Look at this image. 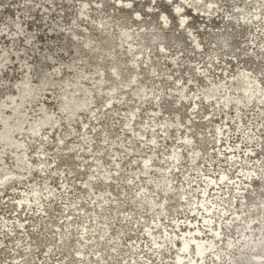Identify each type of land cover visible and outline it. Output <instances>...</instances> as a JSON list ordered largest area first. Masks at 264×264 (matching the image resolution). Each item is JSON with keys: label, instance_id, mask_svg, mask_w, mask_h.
Returning <instances> with one entry per match:
<instances>
[{"label": "rangeland", "instance_id": "obj_1", "mask_svg": "<svg viewBox=\"0 0 264 264\" xmlns=\"http://www.w3.org/2000/svg\"><path fill=\"white\" fill-rule=\"evenodd\" d=\"M122 1L128 2V5L131 4V9L128 12L124 11L122 7L120 9L115 7L114 3H118L117 0H107L109 7L105 6L103 14H99L98 9H95L98 6L97 0H90L87 5L89 20L79 19L74 22L73 17H76L75 14L77 15L82 0H0V54L3 53L0 57V100H2L0 111L5 113L10 110L8 102L11 101V98L5 96L14 94L16 83L19 82V88L15 101H21L22 95L26 94L27 84H30L35 87V91L29 98L36 102L30 107L27 100L21 101L20 109L22 112H26V115L23 116L25 118L27 116L30 121L50 117L52 122L59 121L60 126L62 125L59 127L61 130L58 133L44 128L38 141L32 140L27 143L25 162L31 165L33 173L20 175L17 187L13 186L0 191V264H89L93 259L97 264H172L178 249V239H176V243H171L164 241L165 238L162 239L161 236L166 231L175 234L186 229V224H189L186 219L190 214V202L200 199L201 190L205 184L204 179L207 176L216 178L222 171L227 172L231 183H222V186L226 185L225 188L208 189L206 197L209 199L208 202H214L212 213L215 211L218 213L221 208L229 207L230 210L223 217H231L229 221L232 223L227 222V218H219V214H215L213 224L218 226L222 224L224 227L222 238L216 247L221 251L222 259L215 258L214 261V254L211 253L206 258V264H229L230 257L238 256V246L241 243L239 242L236 248L230 250L227 249L228 245L225 243L228 239H238L241 233H249L252 238V236H256L258 233L259 236L263 232L258 224L263 218L262 210L264 209V110L261 111L256 107L255 98L246 105H242V110L238 109L237 111L232 107L233 105L229 108L221 107L222 101L212 104L205 99V94L208 93L210 84L220 82L225 86L220 88L222 91L219 98L226 90L234 91L231 87L232 83H227V81L231 78L234 79V75L239 71L247 72L252 80H257L260 86H263L264 90V2L262 7H259V2L256 0H252L246 5L243 0H218L214 4L217 8L216 15H211L210 19L206 21L202 16L193 15L190 9L183 7L182 12H186V19L190 26L183 29L177 24L178 17L172 13L173 6L169 5L166 0H156L157 5L152 9L148 7V0L142 2ZM179 1L183 2V0ZM206 1L208 0L201 2ZM195 2L193 1L197 5ZM240 4L244 6V10L239 7ZM203 6L206 8V4ZM150 10L154 11L152 20L148 15ZM240 10L244 11L248 23L242 22L243 15L238 13ZM135 11L139 12L138 17L133 16ZM256 11L260 12L258 17L253 16ZM162 12L167 14L169 28H162L158 16ZM219 13L221 15L217 16ZM109 14H113L115 18L113 16L109 18ZM121 15L127 16L126 26L133 32L139 30L148 32L149 35L145 40L146 48L143 47L142 50L146 56L158 63V69L156 67L154 71L153 67L145 64L144 58L140 57L135 67L142 74L136 73L138 81L131 83V77L136 70L130 69V66L133 65L129 61L131 53L125 54L128 44L116 48L118 56L122 57L125 54L123 57L126 58L124 71L127 76L121 85L122 92L119 91L115 95L112 100L113 106L108 109L105 106L108 91L116 84V79L112 76V64L106 60L107 62L103 63V68L93 72L95 59H88L87 62L84 58L85 50L81 46L76 49L75 40L77 42L83 39L88 43L90 38H83L84 32L98 38V30L95 29L98 19L112 21L110 23L113 24L115 30L111 27L110 34L116 40ZM223 16H225V22L222 21ZM134 17L143 19L145 22L148 21V23L141 25L140 22L135 21ZM227 19L234 20L232 26L226 25ZM239 22H242L243 25H239ZM17 24L21 26V33L16 31ZM90 24L92 25L90 26ZM156 33H163V37L158 38L154 46L147 47L152 35ZM168 34H175L179 40L167 43L164 37ZM228 34L231 35V41L228 46H225L226 41H229L226 39ZM137 38L133 41L134 44L138 42L139 38ZM195 41L199 43V46ZM161 44H164V49H161ZM6 55L9 56V59L3 61L2 59ZM69 63L73 64L75 68L68 67ZM28 67L32 70L29 75L30 79L23 76ZM38 68L41 70L46 68L45 71H48L47 73L53 78L56 85L44 86L41 84L39 81L40 69ZM80 68L89 74L88 76L93 77L92 79L84 78L83 84L101 94L96 99L95 105L92 106L93 114L84 112L78 120L74 121L71 120V108L61 111V108L64 109L62 105L65 100L59 96V91L63 87V81L71 80L73 71ZM56 70L60 72L55 73ZM150 70L152 73H149ZM137 85L143 91L150 92V95L143 97L142 104L137 100L138 97L133 95L135 91L133 88ZM181 86H185L183 93L189 96L188 99L181 96ZM239 92L240 90L232 97L239 96ZM156 94H161L157 100L154 98ZM194 95H196L195 99L198 103L191 106ZM80 97L85 98V93L83 92ZM157 108L159 111L155 112ZM225 108L226 110H223ZM132 110L136 114L133 117L129 116L132 120L130 121L131 129H128L126 123ZM177 114H179V120H177L178 123H174ZM231 114L234 115L231 116ZM222 116L226 117V120H222ZM228 120L231 124L230 126L224 124L223 130L228 128L229 133L227 131L225 135H222L225 138L222 143H216V128ZM165 122L172 123L167 135L160 129L162 123ZM84 123L86 127L81 130V125L83 126ZM31 124L27 122L25 127H29ZM68 129L72 130V134H68ZM106 129L112 131L105 142ZM188 135L191 138V146L180 147L181 162L179 161L175 169L173 166L170 167L171 172L168 175L171 177V184L170 190H166V192L163 187H157L156 184L163 178L162 174L171 163L170 151L179 145L182 137ZM60 136L65 137V142L57 147ZM153 137H155L156 144L150 140ZM42 138L48 139L44 145L40 143ZM238 139L240 142H237ZM221 144L222 146H220ZM234 144V149L237 151L235 159H238V163L232 166L229 160L233 156L228 154L230 150L227 147ZM246 144L250 145L248 151H246ZM70 146L74 149L71 150ZM130 146L133 147L132 151L129 149ZM220 148L222 153L219 152ZM195 149L199 150V156L202 157L200 163L197 160L192 164L190 154ZM246 152H251L248 159H246ZM72 153L79 156H71L65 160L64 157L72 155ZM150 153L154 155L151 162L153 165L146 173L142 161ZM15 155V152L10 151L0 162L6 165L8 172H19L20 170L14 164ZM97 156L101 157V162L104 164V167H100L99 170L93 165V162L98 163L95 160L98 158ZM40 157L46 162V171L37 173ZM115 166L118 170L115 169ZM242 166L245 167V171L250 168L257 169L250 179L243 177L249 181L248 183L236 177L238 174L241 175ZM106 173L110 175L109 182L107 181L109 184L111 183L110 186L100 184ZM90 174H94L95 188L88 191L83 182L92 178ZM236 180L239 182L236 183ZM33 185L42 188L41 201L43 204L41 206L48 210L39 211L35 207L37 212L31 209L19 213L21 207H18L19 210H15V204L22 197L21 195L30 192ZM106 186H108V190ZM143 186L148 189V195L146 200L140 202L138 194L142 192ZM237 186L244 187L240 193H237L239 190L236 188ZM48 189L51 193L47 192ZM101 192L109 198V203L102 212H97L94 206L96 200L93 201L92 197ZM182 192H187L184 198L180 197ZM163 197H168L165 201L168 205L166 211L160 212L158 208H155L154 211L148 210L149 200L154 199L159 203ZM231 202L233 204L230 206ZM212 203L210 202L209 205ZM254 203L256 204L254 205ZM116 204L119 207L114 210L111 206H116ZM239 211H241L240 217L232 220ZM68 212L73 214L68 215ZM191 214L193 215L195 212H191ZM25 217H28L27 220ZM200 218L201 216L195 221V224H203V221L199 222ZM70 220L73 221L70 223ZM176 220H179L177 226H175ZM156 221L158 227L152 228L151 226H154ZM247 221H250V225L245 229ZM148 226L154 232V236L158 237L157 240L164 241L160 251H154V241L146 231ZM101 227H108L105 237H99ZM122 230L123 232H121ZM61 231L63 234L68 233L71 239L66 249L60 247ZM208 234L211 233L208 231ZM97 241H101V244L98 245ZM80 247L86 255L82 257L86 258L84 262L79 259L80 255L76 253ZM260 260L264 261V257ZM239 264L246 263L241 261Z\"/></svg>", "mask_w": 264, "mask_h": 264}, {"label": "bare ground", "instance_id": "obj_2", "mask_svg": "<svg viewBox=\"0 0 264 264\" xmlns=\"http://www.w3.org/2000/svg\"><path fill=\"white\" fill-rule=\"evenodd\" d=\"M48 1V0H47ZM107 0H97V4L98 6L95 7V9H98L99 14L102 13L105 10V6L107 5ZM136 1H140L142 2L143 0H136ZM149 2L148 7L150 9H152L153 6L157 5L156 0H148ZM159 1V0H158ZM193 1H196L194 4ZM204 0H183L182 1H173L171 0V2H169V0H166V2L169 5H172L174 9H172V13L178 17V26L180 28H187L189 26V22L187 21V17H186V12L185 11H181V12H177L176 8H188L190 9L191 14H196L199 16H202L204 18V21H206L207 19H210L209 17H211V15H216L215 13L217 12V8L214 5L215 3H217L218 0H208L206 2H201ZM245 5L247 3H251L252 0H243ZM257 2H259V7H262V4L264 2V0H256ZM90 0H82L81 4H80V8L77 10V15L75 14V18L73 17L74 22L76 20H83L85 21L86 19L89 20L87 17L89 16L88 11H87V5L89 4ZM118 3H114L115 7H118L120 9V7H122V9L126 12H128V10L131 9V7H128V2H124L122 0H117ZM43 3V2H42ZM51 3V2H50ZM187 3V4H186ZM49 4V3H48ZM53 4V3H52ZM206 4V8H204V6L202 7V5ZM257 4V3H256ZM186 5V6H185ZM46 6V5H45ZM44 6V7H45ZM55 6V4H54ZM50 7V6H49ZM109 7V6H108ZM219 7V6H218ZM239 7H242V9L244 8V6L242 4H240ZM27 8V7H26ZM25 8V9H26ZM207 8H209L210 10H208ZM220 8V7H219ZM47 9V8H46ZM240 9V8H239ZM241 9V10H242ZM260 10V8H258ZM257 9V10H258ZM112 10V9H111ZM192 10V11H191ZM238 11V13H240L242 16V22H246V18L247 16L244 14V11ZM244 10V9H243ZM256 10V9H255ZM258 10V11H259ZM114 11V10H113ZM112 11V12H113ZM116 11V10H115ZM256 11L254 13L253 16L258 17V15L260 14V12ZM114 13V12H113ZM119 14H122L120 12H118ZM125 13V12H124ZM154 11H148V15H150V20L153 19L152 15H153ZM72 14V13H71ZM118 14V16H119ZM236 14V13H235ZM127 15V14H126ZM126 15H121L120 17V28L118 30V32H116L117 37L116 40L114 39V37L110 34V30L111 27L114 28L113 24H111L110 19H98L97 24H96V31L98 30V38L91 36L89 33H85L83 34V38L85 37H89L90 41L87 43L85 42V40L83 41H77L75 40V43L77 44V46L75 47L76 49L81 46L85 52L86 55L84 58H86V61L88 59H95L94 61V70L93 72H96L99 68H103V63L108 60L110 64H112V76L116 79V84L112 86V88H110V90L108 91V98L106 100L105 106L110 109L112 108L111 106H113V98L115 97V95L117 93H119V91H121V85L123 80H125L124 78L127 76V74L124 71V64L126 62V58H123L125 56V54L131 53V57L129 59L130 62L133 63L132 66H130V69H135L136 71L134 72V74L131 77V83L138 81V79L136 77L137 74H142L141 71H137V63H138V59L140 57H143L144 60L143 62L151 67H153V70H156L157 64L156 62H154L153 60H151L148 56H146L145 52L142 50L143 47H145V40L148 37V32L139 30L138 32H133L132 30H130L127 26V16ZM137 16L139 15L138 11H135L133 16ZM221 13H219L217 16H220ZM99 16V15H98ZM102 16V15H101ZM114 17L113 14H109V18ZM160 22L162 24V28H169V22L167 20V14H165V12L158 14ZM95 17V16H94ZM93 17V18H94ZM227 17V16H226ZM264 17V16H263ZM78 18V19H77ZM90 18V17H89ZM101 18V17H100ZM115 18V17H114ZM129 18V17H128ZM71 19V18H70ZM135 21L140 22L141 25H146V23H148V21H144L143 19L140 18H135ZM260 19V18H259ZM264 19V18H263ZM257 20V19H256ZM66 21V20H65ZM223 22H225V16H223ZM234 20H230L227 19L226 21V25L227 26H232L231 24L234 23ZM260 21V20H259ZM58 22V21H57ZM62 21H60L61 23ZM242 22H239V25H243ZM78 23V22H77ZM83 23V22H82ZM114 23V22H113ZM236 23V22H235ZM57 24V23H56ZM62 24V23H61ZM64 24V23H63ZM71 24V22H70ZM94 24V23H93ZM19 25V24H17ZM80 25V24H79ZM84 25V24H83ZM88 25V24H87ZM86 25V26H87ZM92 24H90L91 26ZM116 25V24H115ZM128 25V24H127ZM250 25V24H249ZM20 26V25H19ZM74 26V25H73ZM56 27V26H55ZM190 27V26H189ZM59 28V27H58ZM71 28V27H70ZM247 28V27H246ZM23 29V26H22ZM60 29V28H59ZM86 29V27H85ZM182 29V30H183ZM20 30H21V26H20ZM20 30L18 31V29H16L17 32H20ZM115 30V28H114ZM58 31V30H57ZM88 31V30H87ZM86 31V32H87ZM81 32V31H80ZM83 32V31H82ZM89 32V31H88ZM185 32V31H184ZM21 33V32H20ZM95 33V32H94ZM150 33V32H149ZM187 33V32H186ZM264 33V32H263ZM76 34V33H75ZM114 34V33H113ZM79 35V34H78ZM179 35V34H178ZM193 35V34H192ZM77 36V35H76ZM187 36V35H186ZM231 35L228 34V36L226 37V39H229V41H226V43L224 44L225 46H228L230 44V37ZM74 37V34H73ZM139 39H138V38ZM163 37V33H156L153 34L151 37V40L148 44L147 47H152L155 45L156 40L158 38H162ZM191 37V36H190ZM33 38V37H32ZM65 38V37H64ZM138 39V42L136 44H134L133 41H135V39ZM165 40L167 43H170L172 41L175 40H179V38H177V36L175 34H168V36L166 35ZM66 39V38H65ZM80 39V38H79ZM225 39V40H226ZM78 40V39H77ZM64 41V40H63ZM71 42V41H70ZM69 42V43H70ZM180 42V41H179ZM62 43V42H61ZM128 44V46H126L127 50L125 51L124 56H118L116 53V48L119 47H123L125 44ZM196 45L199 46V43L197 41H195ZM65 44V43H63ZM75 44V45H76ZM66 45V44H65ZM69 45V44H68ZM136 45V46H135ZM161 49H164V44H161ZM195 46V45H194ZM202 46V45H201ZM74 47V46H73ZM146 48V47H145ZM196 48V47H195ZM136 50V51H135ZM148 50V49H147ZM74 51V50H73ZM83 51V50H82ZM135 51V52H133ZM151 51V50H150ZM133 52V53H132ZM3 53L0 54V57ZM18 54V53H17ZM45 54V53H44ZM77 54V53H76ZM42 55V54H41ZM49 55V54H48ZM79 55V54H78ZM84 55V52H83ZM163 55V54H162ZM21 56V55H20ZM50 56V55H49ZM150 56V55H149ZM3 57V56H2ZM51 57V56H50ZM148 57V58H147ZM43 58V57H42ZM48 58V57H47ZM46 58V59H47ZM80 58V57H79ZM147 58V59H146ZM171 58V57H170ZM9 56H4L3 57V61L8 60ZM51 59V58H50ZM82 59V58H80ZM146 59V60H145ZM74 60V59H73ZM79 60V59H78ZM171 60V59H170ZM43 61V60H42ZM41 61V62H42ZM47 61V60H46ZM89 61V60H88ZM87 61V62H88ZM40 62V63H41ZM107 62V61H106ZM44 63V62H43ZM46 63V62H45ZM53 63V62H52ZM51 64V63H50ZM70 64V63H69ZM90 64V63H89ZM43 65V64H42ZM91 65V64H90ZM81 66V65H80ZM87 66V65H86ZM84 66V67H86ZM91 66V67H93ZM106 66V65H105ZM40 67V66H39ZM43 67V66H42ZM68 67L70 68H75V66L73 64H70ZM78 67V66H77ZM76 67V68H77ZM90 67V66H89ZM83 68V66H82ZM80 68V69H75L73 71V78L71 80H64L63 81V87L61 89V91H59V96L61 98H63L65 100V103L62 105L63 108H61V111L65 110V109H70L71 108V115H72V119L71 120H78L79 116H81L82 113L84 112H88L90 114L92 113V106L93 104L96 102V99L99 98V95L101 93L94 91L92 88H87L83 83V79L87 78V79H92V76H88L89 74L85 73V71ZM40 69V68H38ZM158 69V67H157ZM46 68L43 70L40 69L39 72V81L41 84H43L44 86L47 85H56V83H54L53 78H51V76L47 73L48 71H45ZM224 70V69H223ZM32 70H30V67H28L27 70L24 71L23 76L27 77L30 79L31 76L30 72ZM60 72L59 70H56L55 73ZM54 73V72H53ZM52 73V74H53ZM92 73V72H91ZM137 73V74H136ZM149 73H152V71L150 70ZM51 74V75H52ZM154 74V73H153ZM56 76V74H54ZM92 75V74H91ZM65 77V76H64ZM228 77V76H227ZM233 78H231L232 80ZM101 80V79H100ZM228 80V79H227ZM228 80L227 83H232L231 87L234 89V91H228L226 90V92L219 98L218 96L220 95V92L222 90H220L221 87L224 88V84L223 83H213L210 84L209 87V91L208 93L205 94V99H207L209 102H211L212 104L215 103H220L222 101L223 105L221 107H227L229 108L231 105H233L232 107H234L237 111L242 110V105H246V103L253 101V98L256 99V102L254 103L256 105V107H258L261 111L264 110V90H263V86L261 87L259 82L257 80H252L251 76L245 72V71H239L236 75H234V79L231 81ZM223 81V80H222ZM61 82V81H60ZM59 82V83H60ZM226 82V81H225ZM58 83V84H59ZM5 84V83H4ZM78 84V85H77ZM101 85V84H100ZM100 85H98V88H100ZM15 92L14 94H7L5 97H10L11 101L8 102L10 105V110L7 112H2L0 111V124H1V129H0V162L4 159L5 154L8 152H15V156H14V160H15V165L17 166L19 170V172H8L7 171V167L6 165L1 164L0 163V191H3L5 189H10L13 186H16L18 184L19 177L20 175H30L31 173H33V169L31 168V165L25 162V157L27 155V143L28 142H32V140H39V137L42 135V130L48 129L51 131H54L55 133H58L59 127L60 126V122L59 121H55L52 122L50 117H45L43 119H38V120H33L30 121L29 118L26 116V118L23 115H26V112H22V110L20 109L21 106V101L27 100L29 102L30 107L36 102L34 99H30L29 96L35 91V87L33 85L27 84L25 91L26 94L22 95V99L21 101L16 100L15 101V96L17 95V90L19 88V82L15 84ZM49 87V86H48ZM55 87V86H54ZM5 88V87H4ZM52 89V88H51ZM58 89V88H56ZM135 91L133 93L134 96L138 97L137 100L142 104L144 102L143 97L150 95V92H145L141 89V87H139L137 85V87L133 88ZM185 86H181L180 88V92H181V96L185 97L186 99H188V95H186L184 92ZM59 90V89H58ZM240 90L239 92V96H233V94H236L237 91ZM85 93V98H81L80 95L82 93ZM122 92V91H121ZM120 92V93H121ZM161 94H156L154 96V98L157 100L159 99ZM123 96V95H122ZM126 96V95H125ZM117 97V96H116ZM119 97V96H118ZM121 97V96H120ZM196 95L193 96V102L191 104V106H195L197 105V101L195 99ZM122 98V97H121ZM118 99V98H117ZM123 99V98H122ZM145 99V98H144ZM221 99V100H220ZM23 100V101H24ZM2 102V100H0V103ZM184 102V101H182ZM232 102H234L233 104H231ZM95 105V104H94ZM103 106V107H105ZM106 108V109H107ZM96 109V108H95ZM100 110V109H99ZM223 110H226L223 109ZM229 110V109H228ZM95 111V110H94ZM101 111V110H100ZM159 109H155V112H158ZM154 112V113H155ZM228 112V111H227ZM21 113V114H20ZM24 113V114H22ZM101 113V112H100ZM108 113V112H107ZM210 113V112H209ZM235 113V112H234ZM105 114V113H104ZM136 112H134V110L131 111V113L128 115V120H127V127L128 129H131L130 127V121L132 120L131 118H129V116L131 115L132 117L135 116ZM227 115V114H226ZM234 114H231V116ZM97 116V115H95ZM154 116V115H153ZM101 117V116H100ZM230 117V116H229ZM178 118V119H177ZM226 118V117H225ZM224 116H222V120L225 119ZM228 118V117H227ZM90 119V118H89ZM105 119V118H104ZM176 121L174 120V123H178L177 120H179V114L176 115L175 117ZM209 119V118H207ZM235 119V118H234ZM226 120V119H225ZM84 121V120H82ZM88 121V120H87ZM94 121V120H92ZM237 121V120H236ZM32 123L29 127H25L26 123ZM242 122V121H241ZM234 123V122H233ZM236 123V122H235ZM71 124V123H70ZM172 124V123H170ZM169 123L165 122L162 123V125L160 126V129L163 131L164 134H168L169 128L171 127ZM228 125L230 126L231 122L228 121H224L222 123V126H218L216 128V139L215 142L216 143H222V141L225 139L222 135H225L226 132L228 131L229 133V129H225L223 130V125ZM110 125V123H109ZM221 125V124H220ZM75 126V125H74ZM80 126V125H79ZM73 127V126H72ZM86 127L85 123L83 124V126L81 125V130H83V128ZM233 127V126H232ZM243 127V126H241ZM26 128V130H25ZM68 128V127H67ZM109 128V127H108ZM231 129V127H230ZM233 129V128H232ZM63 130V129H62ZM160 130V131H161ZM65 131V130H64ZM76 131V128H75ZM110 131H112L111 129H106L105 131V142L106 140L110 137ZM63 132V131H62ZM67 132V131H66ZM82 132V131H81ZM242 132V131H241ZM61 133V132H60ZM64 133V132H63ZM112 133V132H111ZM44 134V133H43ZM68 134H72V130L68 129ZM75 134V133H74ZM104 134V132H103ZM61 135V134H60ZM81 135V134H79ZM88 135V134H87ZM84 136V135H83ZM86 136V135H85ZM131 136V134H130ZM164 136V135H163ZM44 137V136H43ZM72 137V136H71ZM78 137V136H77ZM76 137V139H77ZM82 137V136H81ZM80 137V138H81ZM90 137V136H89ZM29 138V140H28ZM48 138V137H47ZM65 138V137H64ZM64 138L62 136H60L58 138V144L57 147L62 143L65 142ZM74 138V137H72ZM112 138V137H111ZM250 138V136H249ZM248 138V139H249ZM75 139V138H74ZM181 142L179 143V145H176L169 153V158L172 159L170 165L165 169V172L162 174L163 178L156 184L157 187H163V190H170V184H171V177L168 175L170 171V167L173 166L174 169L178 166L177 164H179L180 158H181V150L180 147L183 145H190L191 144V138L188 135L187 137H182L181 138ZM227 139V138H226ZM45 138H42V141L40 139V143L41 145H44V143L46 142ZM78 140V139H77ZM80 140V139H79ZM152 142L155 141V137H153L152 139H150ZM57 141V140H55ZM75 141V140H74ZM82 141V140H81ZM90 141V140H89ZM86 142V141H85ZM91 142V141H90ZM104 142V141H103ZM237 142H240V139L237 140ZM245 142V141H244ZM39 143V144H40ZM67 143V142H66ZM79 143V142H78ZM93 143V142H92ZM224 143V142H223ZM87 144V143H86ZM156 144V142H155ZM47 145V144H46ZM63 145V143H62ZM81 145V144H80ZM83 145V143H82ZM94 145V144H93ZM105 145V144H104ZM108 145H110L108 143ZM112 145V142H111ZM76 146V145H75ZM89 146V145H88ZM191 146V145H190ZM222 146V144L220 145ZM234 146L231 147H227V149L230 150V152L228 154L232 155L233 157H231L229 160L232 166L236 165L238 163V159H235V157H237V151L234 149ZM240 146V145H239ZM39 147V145H38ZM63 147V146H62ZM71 147V146H70ZM80 147V146H79ZM93 147V146H92ZM101 147V146H100ZM246 151H248L250 149V145L246 144ZM64 148V147H63ZM81 148V147H80ZM41 149V148H40ZM46 149V148H44ZM69 149V147H68ZM71 150H73L74 148L71 147ZM76 149V148H75ZM130 151H132L133 147H129ZM93 150V149H92ZM95 150V148H94ZM93 150V151H94ZM101 150V149H100ZM87 151V150H86ZM198 149H195L192 151V153L190 154V161L193 164L194 162H196L198 160V163L201 162V157L199 156L200 154L198 153ZM252 151V150H251ZM152 152V151H151ZM219 152L222 153L221 148L219 150ZM226 152V150H225ZM93 153V152H92ZM247 153V152H246ZM227 154V152H226ZM250 153H247V158L248 159L250 157ZM59 155V154H58ZM66 155V154H64ZM63 155V156H64ZM77 154L72 153V155H67V157H64L65 160H68L71 156H75L76 157ZM183 155V154H182ZM45 156V155H44ZM61 156V155H60ZM79 156V155H77ZM90 156V155H88ZM153 154L150 153L149 155L145 156L143 161L144 165L142 163L143 169L145 170L144 172L148 173L149 172V167L151 165H153L152 159H153ZM62 157V156H61ZM74 157V158H75ZM98 157V156H97ZM114 157V156H113ZM242 157H244V155H242ZM63 158V157H62ZM63 158V159H64ZM90 158V157H89ZM28 159V158H27ZM26 159V160H27ZM40 161L37 164V173L39 171L43 172L46 171V162L43 160V158L40 157ZM93 159V157H92ZM229 159V157H228ZM56 160V159H54ZM59 160H62L59 158ZM95 160H97L98 163H94L93 165L95 167H97V169L99 170L100 167H104V164H102L101 162V157L95 158ZM64 161V160H63ZM74 161V159H73ZM94 161V159H93ZM145 161H148L147 167L145 166ZM228 161V162H229ZM62 162V161H61ZM65 162V161H64ZM63 162V163H64ZM68 162V161H67ZM72 162V161H70ZM181 162V161H180ZM7 163V162H6ZM116 163V162H115ZM198 163L197 166H198ZM71 164V163H70ZM69 164V165H70ZM73 164V163H72ZM117 164L119 165V162L117 160ZM181 164V163H180ZM33 165V164H32ZM49 166V164H47ZM52 165V164H51ZM262 166V164H261ZM116 167V166H115ZM152 167V166H151ZM242 170H240V174L236 175V177H239V180H245L243 179V177H247V179H250V176L253 175V172L256 170H253L252 168H250L249 170L245 171V167L242 166ZM121 170V167H119ZM35 169V168H34ZM107 171V168H105ZM114 169V168H113ZM116 170H118V168H115ZM173 169V170H174ZM241 169V168H240ZM247 169V167H246ZM237 171V170H236ZM56 172V171H55ZM96 172V171H95ZM119 172V171H118ZM15 173V174H14ZM35 173V172H34ZM103 173V172H102ZM101 173V174H102ZM109 173V172H108ZM121 173V172H120ZM90 177L92 178H88L86 181L83 182V185L85 187V189H87L88 191H90V189H92L95 185V180H94V174H90ZM110 175L109 174H104L103 178L101 179L102 182H100L101 185H108L110 186V184L108 183V179H109ZM101 178V177H100ZM97 179V178H96ZM231 179L228 178V174L227 172H220L219 175L214 178L213 176H207L204 179V186L203 189L201 190L202 195L200 196V199H198L197 201L194 202H190L191 205V209H190V214L187 216L186 222H189V224L187 223L186 225V229H183L181 232H177L175 234H173L171 231L167 232L161 236L162 239L165 238L164 241H170L171 243H176V239H178V246H177V250H176V256L174 257V260L171 262L172 264H206V258L208 255H210L211 253L214 254V261L215 258L221 260L222 259V255H221V251H219L218 249H216L217 244L219 242V240H221L222 238V234L224 231V227L222 226V224L220 226L213 224V218H215V214L217 213L216 211L212 213V209L214 207V202L212 203V201H210L212 204L209 205L210 202L209 199L206 197L207 195V191L208 189H219V188H225V186H222V183L227 184V183H231L230 181ZM239 180H236L235 182L238 183ZM108 181V182H107ZM233 183H235L234 181H232ZM246 183H248V180H245ZM213 183V184H212ZM235 183V184H236ZM3 184V186L1 187V185ZM47 184V183H46ZM9 185V186H7ZM36 185V184H35ZM212 185V186H210ZM34 186V185H33ZM108 186L107 190H108ZM229 186V184H228ZM17 187V186H16ZM40 187V186H39ZM42 187V186H41ZM172 187V186H171ZM211 187V188H210ZM44 188H46L44 186ZM95 188V187H94ZM239 188V190L237 191V193H240L241 189L244 188L242 187H236ZM50 189V188H49ZM48 189V190H49ZM142 192H140L138 194V197L140 200L138 201H142V200H146L147 199V195H148V189L143 186L142 188ZM166 191V192H167ZM48 193H51V191H47ZM185 193L187 192H182L181 194V198H184ZM218 193V192H216ZM41 194H42V188H38V187H32V189L30 190L29 193H26L24 196L21 195L22 197H20L18 199V201L16 202V206H15V210H19L18 207H21L19 210V213L21 212H25L26 210H31L33 209L34 212H37V210H35V207L40 211H47L48 209L44 208V206H41V204H43V202L41 201ZM53 194V193H52ZM43 195V194H42ZM46 195V194H45ZM236 196V195H235ZM168 199V197H163L162 200L158 203L155 202L154 199L149 200V205L148 210L149 211H154L155 208H158L161 211H166V209L168 208V205L166 204V200ZM43 201H45V199H42ZM92 200H96L95 201V207H96V211L97 212H102L105 207H107L108 203H109V198L107 196H105L103 194V192L101 193H96L93 197ZM52 201V200H51ZM53 202V201H52ZM34 203V206H32ZM233 204L232 202L230 203ZM256 203H254L255 205ZM157 205H159V207H156ZM98 206V207H97ZM114 210H116L119 205L116 204L111 206ZM203 210V211H202ZM230 208L229 207H223L220 209V212H218L217 214H219V218H222L224 214H226L227 211H229ZM191 212H195V214H191ZM18 213V214H19ZM29 213V212H28ZM28 213H26L28 215ZM240 213L241 211H239L235 217L232 218V220L237 219L240 217ZM263 213V218L260 220V224L259 228L261 229V231L263 230L262 234L258 236V234L256 236H252L251 238V234L249 233H241L238 236V239H228V241H226L225 243L228 245L227 249H234L237 247L238 243L240 242L241 245L238 246V256L237 257H230V262L229 264H239V262L243 261L246 264H264V261L260 260V258L264 257V209L262 210ZM17 214V216H18ZM41 214V213H40ZM68 215H72L73 213L68 212ZM103 214V213H102ZM235 214V212H234ZM232 215V214H231ZM199 216H201V218L199 219V222L203 221V224L200 223H196L195 221L198 220ZM28 217H25V219L27 220ZM32 218V217H29ZM160 218V217H159ZM192 218V219H189ZM223 218H227L229 223H232L229 221V218L231 217H223ZM96 219V218H95ZM122 219V218H121ZM74 220V219H73ZM70 220V223L73 221ZM97 222H99V220L96 219ZM103 222V221H101ZM184 222V223H186ZM21 223V222H20ZM179 224V220L175 221V226H177ZM228 224V223H227ZM3 225V224H2ZM22 225V224H21ZM192 225V226H191ZM250 225V221H247L246 225L244 226V228L246 229L247 227H249ZM9 226V225H7ZM59 226V225H58ZM152 228H156L158 227V222L156 221V224L154 226H151ZM60 228V226H59ZM206 228H208L206 230ZM84 230V228H83ZM244 230V229H243ZM242 230V231H243ZM149 233V236L152 237L154 244H155V249L154 251H160L161 246L163 244L164 241L161 240H157L158 237L154 236V232H152V229L148 226L147 230ZM208 231L211 234H208ZM85 232V231H84ZM84 232H82L83 236L86 237L84 235ZM99 237H105L108 233V227H101V229L99 230ZM123 232V230L121 231ZM146 232V233H147ZM217 233L219 235H217ZM258 236V237H257ZM70 236L68 235V233L63 234V232L61 231V236L59 238L60 241V247L66 249L68 244H70L71 239L69 238ZM160 237V236H159ZM250 239H249V238ZM192 243H194V245H196L198 247V250L201 254L200 257H197V253L195 252V249L192 245ZM97 244L100 245L101 241H97ZM103 246V245H102ZM187 246L188 247V252L185 253L183 251L184 247ZM244 246V247H243ZM246 250H245V249ZM133 251V250H132ZM209 251V252H208ZM77 255H80V260L82 262L85 261V259H83L82 257H85L86 255L84 254V250L80 247L78 248V250H76ZM230 254V252H227ZM83 259V260H82ZM89 264H97L96 260H92Z\"/></svg>", "mask_w": 264, "mask_h": 264}, {"label": "snow or ice", "instance_id": "obj_3", "mask_svg": "<svg viewBox=\"0 0 264 264\" xmlns=\"http://www.w3.org/2000/svg\"><path fill=\"white\" fill-rule=\"evenodd\" d=\"M169 2H171V0H169ZM128 7H131V4H129ZM176 11H177V12H181L182 9L179 8V7H177V8H176ZM17 29H18V31L20 30V26H19V25H17ZM152 143H155V141H153ZM147 164H148V161H145V166H146V167H147ZM217 235H219V234L217 233ZM183 251H187V246H185V248L183 249Z\"/></svg>", "mask_w": 264, "mask_h": 264}, {"label": "water", "instance_id": "obj_4", "mask_svg": "<svg viewBox=\"0 0 264 264\" xmlns=\"http://www.w3.org/2000/svg\"><path fill=\"white\" fill-rule=\"evenodd\" d=\"M208 10H210L209 8H207ZM192 245H193V247H194V249H195V252L197 253V257H200L201 256V254H200V252H199V250H198V247L196 246V245H194V243H192ZM185 248V247H184ZM185 253H187L188 252V247H187V251H184Z\"/></svg>", "mask_w": 264, "mask_h": 264}]
</instances>
